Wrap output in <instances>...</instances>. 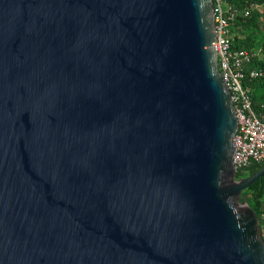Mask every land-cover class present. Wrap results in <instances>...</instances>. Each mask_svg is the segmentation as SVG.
Masks as SVG:
<instances>
[{
	"label": "water",
	"instance_id": "obj_1",
	"mask_svg": "<svg viewBox=\"0 0 264 264\" xmlns=\"http://www.w3.org/2000/svg\"><path fill=\"white\" fill-rule=\"evenodd\" d=\"M213 0H0V264H264Z\"/></svg>",
	"mask_w": 264,
	"mask_h": 264
},
{
	"label": "built area",
	"instance_id": "obj_2",
	"mask_svg": "<svg viewBox=\"0 0 264 264\" xmlns=\"http://www.w3.org/2000/svg\"><path fill=\"white\" fill-rule=\"evenodd\" d=\"M217 27V54L219 70L231 91L239 128L234 137L233 164L238 170L251 165H264V105L255 108L250 87L246 81L264 79L263 68H252L253 58L258 53L247 49H235L234 25L240 17H250L260 5L246 9L229 4L226 0H213Z\"/></svg>",
	"mask_w": 264,
	"mask_h": 264
},
{
	"label": "trees",
	"instance_id": "obj_3",
	"mask_svg": "<svg viewBox=\"0 0 264 264\" xmlns=\"http://www.w3.org/2000/svg\"><path fill=\"white\" fill-rule=\"evenodd\" d=\"M229 4L238 6L242 9L251 7L252 5H260L262 9H254L250 17H240L234 25L236 32L234 40L235 49H247L252 53H258L252 61V68L264 69V39L260 41L258 34L261 31L260 20H264V0H226ZM246 85L250 87L252 99L256 110L261 111L264 105V79L246 81ZM264 165H251L248 168L238 170L236 178L252 175L257 173ZM252 209L258 215L260 226L264 235V176L254 185L242 193Z\"/></svg>",
	"mask_w": 264,
	"mask_h": 264
},
{
	"label": "rangeland",
	"instance_id": "obj_4",
	"mask_svg": "<svg viewBox=\"0 0 264 264\" xmlns=\"http://www.w3.org/2000/svg\"><path fill=\"white\" fill-rule=\"evenodd\" d=\"M263 7H260L259 9H262ZM261 23V31L258 34V37L260 38V41H262L264 39V20L263 18L260 20ZM241 201L247 202L245 199H241ZM248 203V202H247ZM263 209H264V205H263ZM264 218V215H263Z\"/></svg>",
	"mask_w": 264,
	"mask_h": 264
},
{
	"label": "crops",
	"instance_id": "obj_5",
	"mask_svg": "<svg viewBox=\"0 0 264 264\" xmlns=\"http://www.w3.org/2000/svg\"><path fill=\"white\" fill-rule=\"evenodd\" d=\"M258 37V36H257ZM258 39L260 40V38L258 37Z\"/></svg>",
	"mask_w": 264,
	"mask_h": 264
},
{
	"label": "flooded vegetation",
	"instance_id": "obj_6",
	"mask_svg": "<svg viewBox=\"0 0 264 264\" xmlns=\"http://www.w3.org/2000/svg\"><path fill=\"white\" fill-rule=\"evenodd\" d=\"M249 176V175H248ZM245 177H247V176H245Z\"/></svg>",
	"mask_w": 264,
	"mask_h": 264
}]
</instances>
